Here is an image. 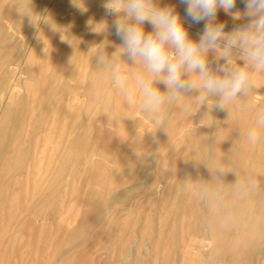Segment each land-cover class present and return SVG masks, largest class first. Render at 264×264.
Segmentation results:
<instances>
[{
	"label": "rangeland",
	"instance_id": "rangeland-1",
	"mask_svg": "<svg viewBox=\"0 0 264 264\" xmlns=\"http://www.w3.org/2000/svg\"><path fill=\"white\" fill-rule=\"evenodd\" d=\"M78 1L0 0V185L6 183L0 264H264V124L258 123L264 120V96L254 100L256 93L264 95V72L255 73L247 97L225 111L214 108L213 98L185 113L183 105L198 95L193 92L166 103L157 122L139 101L129 107L114 83L117 66L129 76L142 71L120 51L114 18L105 15L102 25ZM157 2L175 6L184 18L179 0ZM237 10L244 11L240 0ZM217 22L225 24V34L247 23L222 9ZM185 27L199 40L204 23L185 21ZM145 31H151L147 23ZM223 52L221 47L207 54L214 73L225 63ZM230 54L235 66H245L238 47ZM253 128L256 143L247 137Z\"/></svg>",
	"mask_w": 264,
	"mask_h": 264
},
{
	"label": "clouds",
	"instance_id": "clouds-1",
	"mask_svg": "<svg viewBox=\"0 0 264 264\" xmlns=\"http://www.w3.org/2000/svg\"><path fill=\"white\" fill-rule=\"evenodd\" d=\"M244 11L233 12L237 0H179L185 6L184 18L175 6H160L157 0H105L106 15L114 19L111 29L120 40V51L141 72L129 76L117 66L114 83L129 107L141 104L145 113L158 117L164 105L178 101L183 95L198 93L183 105L190 113L193 104L204 105L215 99L214 107L225 111L238 97L246 96L253 86L254 74L264 72V0H240ZM234 19L243 17L247 23L230 34L225 24L217 22L219 10ZM185 21L204 23L199 40L189 35ZM151 31H145V24ZM223 47V66L216 73L210 70L207 54ZM238 47L245 66L232 63L230 51ZM98 61L100 57L97 58ZM155 84H162L161 92ZM258 123L264 124V120ZM248 140L256 143L255 128L247 132Z\"/></svg>",
	"mask_w": 264,
	"mask_h": 264
},
{
	"label": "bare ground",
	"instance_id": "bare-ground-1",
	"mask_svg": "<svg viewBox=\"0 0 264 264\" xmlns=\"http://www.w3.org/2000/svg\"><path fill=\"white\" fill-rule=\"evenodd\" d=\"M104 3H105V0H91V1H89V0H79L77 5L80 6V9H83V10L85 9L86 6H87V7L90 6L92 9H91V8H90V9L88 8V9L91 10V12H93V13L95 14L96 18H97V19L100 21V23L103 25V24H104V20L106 19V18L104 19V16L106 15L105 8L103 7ZM88 9H87V10H88ZM67 11H68V10H67ZM67 11H66V12H67ZM68 12H69V11H68ZM89 12H90V11H89ZM64 13H65V12H64ZM70 13H71V12H70ZM89 15H90V13H89ZM2 17H3V16H2ZM45 17H46V16H45ZM93 17H94V16H93ZM232 17H233V16H232ZM91 19H92V18H91ZM107 19H108V18H107ZM93 21H95V19H94ZM105 21H106V20H105ZM111 22H112V21H111ZM3 23H4V22H3ZM96 23H97V22H96ZM202 23H203V22H202ZM239 23H241V22H239ZM35 24H36V23H35ZM35 24H34V25H35ZM37 24H38V23H37ZM241 24L244 25L243 22H242ZM106 25H107V24H106ZM236 25H237V24H236ZM109 26H110V25H109ZM229 26H230V25H229ZM240 26H241V25H240ZM2 27H5V26H2ZM2 27H1V28H2ZM103 28H104V27H103ZM231 28H232V27H231ZM32 29H33V28H32ZM32 29H31V31H32ZM232 29H233V28H232ZM3 30H4V28H3ZM11 30H12V29H11ZM40 30H41V29H40ZM26 31H27V30H26ZM39 32H40V31H39ZM5 34H6V33H5ZM7 35H8V34H7ZM9 35L11 36V34H9ZM9 35H8V36H9ZM12 35H13V34H12ZM9 43H11V42H9ZM11 44H12V43H11ZM119 44H120V43H119ZM231 50H232V49H231ZM107 52H108V51H107ZM215 53H216V52H215ZM221 54H222V53H221ZM230 55H231V54H230ZM123 59H124V58H123ZM216 59H217V57H216ZM99 61H100V60H99ZM102 61H103V60H102ZM122 61H123V60H122ZM216 61H217V60H215L214 62H216ZM217 62H218V61H217ZM218 63L220 64V63H221V60H220V62H218ZM12 64H13V63H12ZM222 64H223V63H222ZM222 64H221V66H223ZM233 64H234V63H233ZM6 65H9V64H6ZM6 67H7V66H6ZM213 67H214V66H213ZM218 68H219V67H218ZM3 70H4V69H3ZM15 70H16V69H15ZM0 73H1V72H0ZM261 74H262V72H261ZM263 75H264V74H263ZM60 77H61V76H60ZM262 77H263V76H262ZM8 80H9V79H8ZM8 80H7V81H8ZM63 80H64V79H63ZM1 81H2V80H1ZM15 81H16V80H15ZM15 81H14V82H15ZM262 83H263V82H262ZM263 84H264V83H263ZM5 86H6V85H5ZM14 87H15V86H14ZM20 87H21V86H20ZM4 88H5V87H4ZM263 88H264V87H263ZM14 91H15V89L13 90V92H14ZM261 91H262V90H261ZM6 92H7V91H6ZM15 92H16V91H15ZM257 92H258V91H257ZM263 92H264V91H263ZM10 93H11V92H10ZM19 93H20V92H19ZM58 94H59V93H58ZM248 94H249V93H248ZM3 95H4V94H3ZM11 95H13V93H12ZM23 96H24V95H23ZM248 96H249V95H248ZM263 96H264L263 93H262V94H261V93H256V94L254 95V98H255L254 100L259 101L260 99H263ZM24 97H25V96H24ZM241 97H242V96H241ZM241 97H240V98H241ZM245 97H247V96H245ZM20 98H21V97H20ZM61 98H62V97H61ZM242 98H243V97H242ZM252 98H253V97H252ZM252 98H251V99H252ZM22 99H23V98H22ZM243 99H244V98H243ZM239 100H240V99H239ZM252 100H253V99H252ZM247 101H248V100H247ZM261 101H262V100H261ZM25 102H26V101H25ZM233 102H235V101H233ZM249 102H250V103H249ZM249 102H247V103L250 104V105H252V104L255 105V104H254L255 101H249ZM252 102H254V103H252ZM259 102H260V101H259ZM251 103H252V104H251ZM235 105H237V104L235 103ZM260 105H261V104H259V106H260ZM210 106H211V105H210ZM233 106H234V105H233ZM233 106H232V107H233ZM256 106H257V105H256ZM1 107H2V106H1ZM205 107H206V106H205ZM229 107H230V106H229ZM3 108H4V107H3ZM200 108H201V105H200ZM203 108H204V107H203ZM214 108H215V107H214ZM259 108H260V107H259ZM259 108H258V109H259ZM13 109H14V108H12L11 110H13ZM17 109H18V108L16 107L15 110L18 111ZM232 109H233V108H232ZM234 109H235V108H234ZM4 110H5V109H4ZM237 110H238V109H237ZM237 110H236V111H237ZM256 110H257V108H255L254 111H256ZM206 111H207V107H206ZM233 111H235V110H233ZM248 111H249V109H248ZM254 111H253V113H254ZM0 112H1V111H0ZM10 112H11V111H10ZM212 112H213V111H212ZM228 113H229V112H228ZM228 113H227V114H228ZM237 113H238V111H237ZM6 114H7V113H6ZM11 114H12V113H11ZM195 114H197V113H195ZM195 114H194V115H195ZM217 114H218V113H217ZM224 114H225V113H224ZM8 115H9V114H8ZM18 115H19V114H18ZM21 115H22V114H21ZM29 115H30V114H29ZM197 115L199 116L200 114H197ZM206 115H207V114H206ZM13 116H14V115H13ZM229 116H230V115H229ZM235 116H236V115H235ZM235 116H234V117H235ZM1 117H2V116H1ZM5 117H6V116H5ZM7 118H8V116H7ZM7 118H6V119H7ZM23 118H25V117H23ZM199 118H200V117H199ZM219 118H220V117H219ZM221 118H222V117H221ZM231 118L233 119L232 116H231ZM254 118H255V117H254ZM229 119H230V118H229ZM7 120H8V119H7ZM16 120H17V119H16ZM11 121H12V119H11ZM11 121H9V122H11ZM14 121H15V120H14ZM17 121H18V120H17ZM215 121H216V120H215ZM220 121H221V119H220ZM236 121H237V120H236ZM246 121H247V120H246ZM255 121H256V120H255ZM3 122H4V121H3ZM3 122H2V125L4 124ZM6 122H7V121H6ZM207 122H208V121H207ZM222 122H223V121H222ZM230 122H231V120H230ZM249 122H250V121H249ZM0 123H1V120H0ZM210 123L213 124L212 122H210ZM223 123H224V122H223ZM235 123H236V122H235ZM237 123L239 124V121H238ZM19 124H20V123H19ZM21 124H22V123H21ZM48 124H49V123H48ZM211 124H209V125H211ZM233 124H234V123H233ZM7 125H8V124H7ZM10 125H11V124H10ZM220 125H221V123H220ZM223 125H224V124H223ZM235 125H236V124H235ZM241 125H242V124H241ZM8 126H9V125H8ZM206 126H208V123H206ZM248 126H249V125H248ZM1 127H2V126H1ZM1 127H0V128H1ZM6 127H7V126H6ZM6 127H5V128H6ZM214 127H215V126H214ZM216 127H218V124L216 125ZM233 127H234V126H233ZM236 127H237V126H236ZM236 127H235V128H236ZM205 128H206V127H205ZM221 128H222V126H221ZM235 128H234V129H235ZM247 128H248V127H247ZM19 129H20V128H19ZM214 129H215V128H214ZM225 129H226V128H225ZM225 129H224V130H225ZM255 129H256V128H255ZM194 130H195V129H194ZM205 130H206V129H205ZM216 130H217V129H216ZM18 131H19V130H18ZM192 131H193V130H192ZM199 132H200V131H199ZM202 132H203V130H202ZM202 132H201V133H202ZM18 133H19V132H18ZM217 133H218V132H217ZM219 133H220V130H219ZM219 133H218V134H219ZM224 133H225V132H224ZM227 133H228V132H227ZM13 134H14V133H13ZM205 134H206V133H205ZM218 134H217V135H218ZM202 135H204V133H203ZM215 135H216V134H215ZM217 135H216V137H217ZM230 135H231V134H230ZM13 136H14V135H13ZM199 136H201V134H200ZM218 136H219V135H218ZM222 136H223V135H222ZM203 137H204V136H203ZM263 137H264V135L262 136V138H263ZM2 138H4V137H2ZM14 138H15V137H14ZM187 138H188V137H187ZM187 138L185 139L186 141L189 140V139H187ZM219 138H220V137H219ZM225 138H226V137H225ZM0 139H1V137H0ZM6 139H7V138H6ZM32 139H33V138H32ZM199 139H201V138L199 137ZM208 139H209V138H208ZM33 140H34V139H33ZM203 140H204V139H203ZM216 140H217V139H216ZM31 141H32V140H31ZM197 141H199V140H198V135H197ZM225 141H226V140H225ZM19 142H20V141H19ZM188 142H189V141H188ZM200 142H202V141L200 140L199 143H200ZM1 143H2V142H1ZM31 143H32V142H31ZM31 143H30V144H31ZM231 143H232V142H231ZM258 143H259V142H258ZM200 144H201V143H200ZM20 145H21V144H20ZM201 145H202V144H201ZM216 145H217V143L215 144V146H216ZM218 145H219V144H218ZM230 145H231V144H230ZM11 146H12V145H11ZM23 146H24V145H23ZM23 146H21V147H23ZM225 146H226V145H225ZM236 146H237V145H236ZM250 146H251V145H250ZM190 147L193 148V147H195V146L192 145V146H190ZM190 147H189V148H190ZM223 147H224V146H223ZM223 147L221 148V149H222V150H221V153L223 152V149L225 148V147H224V148H223ZM9 148H10V147H9ZM189 148H188V149H189ZM11 149H12V147H11ZM182 149H183V148H182ZM190 149H191V148H190ZM216 149H217V148H216ZM230 149H231V148H230ZM230 149H229V150H230ZM234 149H235V148H234ZM239 149H240V148H239ZM15 150H16V149H15ZM20 150H21V148H20ZM194 150H195V149H194ZM197 150H198V149H197ZM217 150H218V149H217ZM246 150H247V149H246ZM234 151H235V150H234ZM239 151H240V150H239ZM15 152H16V151H15ZM96 152H97V151H96ZM199 152H200V151H199ZM256 152H257V149H256ZM9 153H10V151L8 150V154H9ZM187 153H189V152H187ZM210 153H211V152H210ZM231 153H232V152H231ZM236 153H237V152H236ZM14 154H15V153H14ZM203 154H204V153H203ZM213 154H214V153H213ZM215 154H216V153H215ZM238 154H239V153H238ZM257 154H258V153H257ZM254 155H255V154H254ZM88 156H89V155H88ZM193 156H194V155H193ZM195 156H196V155H195ZM208 156H209V155H208ZM220 156H221V154L219 153V158H220ZM3 157H4V156H3ZM8 157H9V156H8ZM8 157H6V158H8ZM202 157H205V155H203ZM216 157H217V156H216ZM237 157H238V156H237ZM194 158H195V157H194ZM209 158H210V157H209ZM209 158H208V159H209ZM219 158H218V159H219ZM229 158H230V157H229ZM253 158H254V157H253ZM11 159H12V158H11ZM197 159H198V158H197ZM201 159H202V158H201ZM212 159H213V158H212ZM4 160H5V159H4ZM9 160H10V159H9ZM209 160H210V159H209ZM7 161H8V160H7ZM94 161H95V160H94ZM200 161H201V160H200ZM4 162H6V161H4ZM19 162H20V161H19ZM197 162H198V161H197ZM202 162H203V161H202ZM202 162L200 163V165L202 164ZM204 162H205V161H204ZM210 162H211V161H210ZM212 162H213V160H212ZM212 162H211V163H212ZM228 162H230V160H229ZM238 162H239V161H238ZM248 162H249V161H248ZM2 163H3V160H2V157H0V165H2ZM12 163H13V162H12ZM96 163H97V161H96ZM251 163H252V162H251ZM251 163H249V164H251ZM5 164H6V163H5ZM196 164H197V163H196ZM229 164H230V163H229ZM16 165H17V164H16ZM16 165H15V167H17ZM202 165H204V164H202ZM202 165H201V166H202ZM207 165L209 166V165H212V164L209 163V164H207ZM251 165H252V164H251ZM151 166H152V164H151ZM15 167H14V168H15ZM152 167H153V166H152ZM209 167H210V166H209ZM209 167H208V168H209ZM213 167H214V166H213ZM243 167H244V164H243ZM251 167H252V166H251ZM7 168H8V166H7ZM185 168H186V167H185ZM201 168H204V167H201ZM215 168H216V166H215ZM217 168H218V166H217ZM3 169H5V168L3 167ZM15 169H16V168H15ZM15 169H14V171H15ZM251 169H252V168H251ZM146 170H147V169H146ZM148 170H149V169H148ZM148 170H147V171H148ZM242 170H243V168H242ZM149 171H150V170H149ZM186 171H187V170H186ZM194 171H195V170H194ZM198 171H199V170H198ZM216 171H217V170H216ZM251 171H252V170H251ZM1 172H2V171H1ZM17 172H18V171H16V174H17ZM226 172H227V171H226ZM147 173H148V172H147ZM147 173H146V174H147ZM184 173H185V172H184ZM196 173H197V172H196ZM207 173H208V172H207ZM1 174H2V176H1ZM1 174H0V177L2 178V177L4 176V172L1 173ZM21 174H22V173H21ZM197 174H198V173H197ZM249 174H250V172H249ZM30 175H31V174H30ZM184 175L186 176V173H185ZM195 175H196V174H195ZM196 176H197V175H196ZM206 176H207V174H206ZM13 177H16V176H13ZM13 177H12V178H13ZM197 177H198V176H197ZM144 178H145V177H144ZM146 178H147V177H146ZM207 178L210 179L209 174H208V177H207ZM3 179H4V178H3ZM16 179H17V177H16ZM16 179H15V181H16ZM232 179H233V177H232ZM10 180H11V179H10ZM12 180H13V179H12ZM12 180H11V181H12ZM17 180H18V179H17ZM185 180H186V179H185ZM207 180H208V179H207ZM4 181L6 182V179H5ZM198 181H199V180H198ZM203 181H204V180H203ZM1 182H2V180H1ZM1 182H0V183H1ZM12 182H13V181H12ZM189 182H190V181H189ZM208 182H209V181H208ZM208 182H206V183H208ZM3 184H6V183H3ZM3 184L0 185V203H2L1 201H3V196H4V195H3V194H4V193H3V192H4V185H3ZM14 184H15V183H14ZM66 184H67V183H66ZM138 184H139V183H138ZM187 184H188V183H187ZM204 184H205V183H204ZM17 185H18V183H17ZM135 185L138 186L137 184H135ZM180 185H181V184H180ZM207 185H208V184H207ZM207 185H206V186H207ZM5 186H6V185H5ZM13 186H14V185H13ZM13 186H12V188H13ZM132 186H133V185H132ZM132 186H131V187H132ZM140 186H142V185H140ZM188 186H189V185H188ZM190 186H191V184H190ZM197 186L199 187V184H197ZM208 186H209V185H208ZM9 187H10V186H9ZM133 187H134V186H133ZM182 187H183V186H182ZM12 188H10L9 191H11ZM136 188H137V187H136ZM138 188H139V187H138ZM185 188H187V187H185ZM201 188H202V186H201ZM204 188H205V187H204ZM204 188H203V189H204ZM207 188H208V187H207ZM258 188H259V187H258ZM220 189H221V187H220ZM223 189H224V188H223ZM247 189H248V187H247ZM247 189H246L245 192H247ZM208 190H209V189H208ZM208 190H206V191H208ZM9 191H8V192H9ZM131 191H132V190H131ZM204 191H205V190H204ZM204 191L202 190V194H203ZM206 191H205V193H206ZM221 191H222V190H221ZM221 191H220V192H221ZM223 191H224V190H223ZM5 192H6V191H5ZM8 192H7L6 194H9ZM12 192H14V191L12 190ZM198 192H199V189H198ZM200 192H201V191H200ZM183 193H184V192H183ZM117 194H118V193H117ZM187 194H188V193L186 192L185 197H186ZM219 194H221V193H219ZM224 194H225V193H224ZM228 194H230V192H229ZM180 195H181V194H180ZM189 195H190V194H188V196H189ZM199 195H200V194H199ZM199 195H197V196H199ZM221 195H222V194H221ZM9 196H10V195H9ZM117 196H119V195H116L115 198H116ZM128 196H129V195H128ZM191 196H192V195H191ZM204 196L206 197V195H204ZM207 196H208V195H207ZM223 196H224V195H223ZM227 196H228V195H227ZM181 197H182V196H181ZM228 197H229V196H228ZM245 197H246V195H245ZM115 198H114V200H115ZM188 198H189V197H188ZM193 198H194V195H193ZM186 199H187V197H186ZM197 199H198V198H197ZM201 199H202V197H201ZM238 199H239V197H238ZM262 199H263V198H262ZM262 199H261V200H262ZM112 200H113V198H112ZM114 200H113V201H114ZM177 200H178V198H177ZM189 200H190V198H189ZM191 200H192V199H191ZM228 200L231 201L230 199H227V201H228ZM245 200H246V199H245ZM245 200H244V201H245ZM98 201H99V200H98ZM115 201H117V200H115ZM179 201L181 202V200H179ZM192 201H193V200H192ZM192 201H191V202H192ZM237 201H238V200H237ZM3 202H4V201H3ZM189 202H190V201H189ZM191 202H190V203H191ZM201 202H202V201H201ZM201 202H200V203H201ZM177 203H178V202H177ZM182 203H183V201H182ZM206 203H207V202H206ZM244 203H245V202H244ZM98 204H100V203H98ZM183 204H184V203H183ZM192 204H193V203H192ZM196 204L198 205L197 208L199 209V203H198V200H197ZM227 204H228V203H227ZM1 205H2V204H1ZM108 205H109V204H108ZM108 205H107V207H108ZM244 205H246V204H244ZM97 206H98V205H97ZM97 206H96V207H97ZM104 206H105V205H104ZM125 206H126V205H125ZM184 206H185V204H184ZM0 207H1V206H0ZM205 207H206V205H205ZM244 207H245V206H244ZM206 208H207V207H206ZM2 209H3V208H2ZM108 209H110V208H108ZM106 210H107V209H106ZM110 210H111V209H110ZM107 211H108V210H107ZM107 211H105V212H107ZM102 212H103V211H101V213H102ZM109 212H110V211H109ZM111 212H113V211H111ZM111 212H110V213H111ZM244 212H245V210H244ZM244 212H243V213H244ZM255 212H256V211H255ZM207 213H208V212H207ZM111 214H112V213H111ZM201 214H202V211H201ZM108 215H109V214H108ZM163 215H164V214H163ZM190 215H191V214H190ZM242 215L244 216V214H242ZM242 215H240V217H243ZM103 216H104V218H107V217H105V214H103ZM103 216L101 215V217H103ZM110 216H111V215H110ZM198 216H199V214H198ZM209 216H210V215H209ZM248 216H249V215H248ZM111 217H112V216H111ZM184 217H185V215H184ZM196 217H197V216H196ZM210 217H211V216H210ZM253 217H255V216H253ZM108 218H109V216H108ZM108 218H107V219H108ZM95 219H96V218H95ZM102 219H103V218H102ZM136 219H137V218H136ZM200 219H201V218H200ZM206 219H207V218H206ZM206 219H203V220L206 221ZM247 219H248V218H247ZM249 219H250V218H249ZM105 220H106V219H105ZM241 220H242V219H241ZM244 220H245V219H244ZM261 220H262V219H261ZM90 221H91V220H90ZM136 221H137V220H136ZM191 221H192V220H191ZM197 221H198V219H197ZM197 221H196V224L198 223ZM211 221H212V220H211ZM224 221H225V220H224ZM238 221H239V220H238ZM247 221H248V220H247ZM250 221H251V220H250ZM252 221H253V220H252ZM262 221H263V220H262ZM94 222H95V220H94ZM94 222H93V220H92V227L96 229V228H97V227H96L97 224H95ZM98 222H99V221H98ZM193 222H194V221H193ZM207 222H208V221H207ZM239 222H241V221H239ZM96 223H97V221H96ZM194 223H195V222H194ZM243 223H245V222H243ZM250 223H251V222H250ZM252 223H253V222H252ZM93 224H94V225H93ZM99 224H100V223H99ZM102 224H103V223H102ZM102 224H101V225H102ZM152 224H153V223H152ZM198 224H199V223H198ZM205 224H207V223L205 222ZM205 224H204V225H205ZM172 225H173V223H172ZM180 225H181V227L183 226V224H180ZM199 225H200V224H199ZM207 225H208V224H207ZM239 225H240V224H239ZM239 225H238V227H239ZM261 225H262V224H261ZM159 226H160V225H159ZM176 226H177V225H176ZM185 226H186V225L183 226L184 229L182 228L184 231H185ZM196 226H197V225H196ZM196 226H195V227H196ZM251 226H252V225H251ZM92 227H91V229H92ZM204 227H205V226H204ZM206 227L209 228L210 226H206ZM223 227H224V226H223ZM223 227H222V228H223ZM249 227H250V226H249ZM171 228H172V227H171ZM198 228H199V227H198ZM198 228H197V230H198ZM208 228H207V230L210 229V228H209V229H208ZM95 229H94V230H95ZM152 229H153V228H152ZM186 229H187V228H186ZM202 229H203V228H202ZM94 230H92V231H94ZM162 231H163V230H162ZM187 231H188V230H187ZM204 231H205V230H204ZM233 231H234V230H233ZM87 232H88V231H87ZM152 232H153V230H152ZM236 232H237V231H236ZM159 233H160V232H159ZM164 233H165V232H164ZM185 233H186V232H185ZM187 233H188V232H187ZM85 234H86V233H84V234H82V235H85ZM161 234H162V233H161ZM200 234H201V233H200ZM204 234H205V233H204ZM230 234H232V233H230ZM238 234H239V233H238ZM245 234H246V233H245ZM187 235H188V234H187ZM187 235H185V236L187 237ZM197 235H198V232H197ZM228 235H229V233H228ZM235 235H237V233H235ZM235 235H234V236H235ZM249 235H250V233H249ZM85 236H86V235H85ZM182 236H184V235L182 234ZM191 236H192V235H191ZM230 236H231V235H230ZM230 236H229V237H230ZM161 237H162V236H161ZM175 237H176V236H175ZM186 237H183V238L187 239L188 237H187V238H186ZM227 237H228V236H227ZM238 237H239V236H238ZM245 237H246V236H245ZM82 238H83V236H82ZM192 238H194V237H192ZM200 238H201V237H200ZM200 238H199V239H200ZM206 238H207V237H206ZM209 238H211V237H210V230H209ZM249 238H250V237H249ZM257 238H258V237H257ZM161 239H162V238H161ZM165 239H166V238H165ZM197 239H198V238H197ZM199 239H198V240H199ZM228 239H229V238H228ZM228 239H227V241H228ZM230 239H232V238L230 237ZM187 240H190V239L188 238ZM233 240H234V239H233ZM210 241H211V239H210ZM234 241H235V240H234ZM236 241H237V240H236ZM236 241H235V242H236ZM165 242H166V241H165ZM181 242H182V241H181ZM211 242H212V241H211ZM173 243H175V242H173ZM173 243H172V247L174 246ZM177 243H178V242H177ZM185 243H187V242H185ZM198 243H199V242H198ZM227 243H228V242H227ZM232 243H233V242H232ZM254 243H255V242H254ZM2 244H3V243H2ZM233 244H234V243H233ZM152 245H153V244H152ZM156 245H157V247H156V252L158 253V251H157V250L159 249V247H158V246H159V245H158V241H157V244H156ZM210 245H211L210 243H207V244H206V247H207V246H210ZM226 245H229V246H230L229 243L226 244ZM231 245H232V244H231ZM235 245H236V243H235ZM164 246H165V245H164ZM166 246H167V245H166ZM186 246H187V245H186ZM221 246H222V245H221ZM263 246H264V245H263ZM263 246H262V247H263ZM150 247H151V246H150ZM154 247H155V246H154ZM172 247H171V249H172ZM198 247H199V246H198ZM210 247H211V246H210ZM212 247H213V246H212ZM225 247H227V246H225ZM234 247H236V246H234ZM234 247H233V248H234ZM157 248H158V249H157ZM165 248H166V247H165ZM183 248H185V247H183ZM208 248H209V247H207V249H208ZM227 248H229V247H227ZM251 248H252V247H251ZM263 248H264V247H263ZM153 249H154V248H153ZM186 249H187V248H186ZM209 249H210V248H209ZM224 249H225V248H224ZM164 250H165V249H164ZM169 250H170V249H169V246H168V252L166 251V253L169 254V252H170V255H171L172 252L169 251ZM181 250H182V247H181ZM222 250H223V249H222ZM225 250H226V249H225ZM258 250H259V249H258ZM183 251H184V250H183ZM204 251H206V250H204ZM230 251H231V249H230ZM250 251H251V250H250ZM260 251H261V249H260ZM156 252H155V253H156ZM163 252H165V251H163ZM180 252H182V251H180ZM233 252H234V251H233ZM236 252H238V251H236ZM251 252H252V251H251ZM251 252H250V254L252 255ZM257 252H258V251H257ZM155 253H154L153 255L156 257V254H155ZM206 253H207V252H206ZM227 253H228V252H227ZM159 254H160V253H159ZM164 254H165V253H164ZM164 254H163V257H164ZM232 254H233V253H232ZM153 255H151V256L153 257ZM166 255H167V254H166ZM181 255H182V253H181ZM226 255H227V254H226ZM254 255H256V254H254ZM218 256H220V254H219ZM221 256H222V255H221ZM232 256H233V255H232ZM236 256H237V255H236ZM152 257H151V259L153 260ZM157 257H158V256H157ZM157 257H156V259L154 258L156 263H157V261L159 260V259H157ZM175 257H176V255H175ZM177 257H178V256H177ZM181 257H182V256H181ZM184 257H185V256H184ZM189 257H191V256H189ZM189 257H188V258H189ZM227 257H229V255H228ZM250 257H252V256H250ZM263 257H264V256H263ZM159 258H160V256H159ZM164 258H165V257H164ZM168 258H169V256H168ZM235 258H236V257H235ZM245 258H246V257H245ZM253 258H254V257H253ZM256 258H257V257H256ZM256 258H254V259H256ZM169 259H170V258H169ZM175 259H176V258H175ZM249 259L252 260L251 258H249ZM190 260H191V258H190ZM203 260H204V259H203ZM206 260H208V259L206 258ZM220 260H222V259H220ZM223 260H224V259H223ZM239 260H241V259H239ZM263 260H264V259H263ZM164 261H165V260H164ZM174 261H176V260H174ZM180 261H182V260L180 259ZM180 261H179V262H180ZM204 261H205V260H204ZM208 261H209V260H208ZM237 261H238V259H237ZM255 261H256V260H255ZM0 262H1V261H0ZM151 262H152V261H151ZM166 262H167V261H166ZM232 262H233V261H232ZM174 263H175V262H173V264H174ZM244 263H245V262H244ZM255 263H256V262H255ZM162 264H166V263H162ZM175 264H176V263H175ZM178 264H179V263H178Z\"/></svg>",
	"mask_w": 264,
	"mask_h": 264
}]
</instances>
